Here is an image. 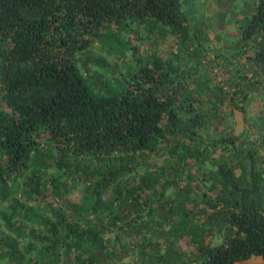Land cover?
Returning <instances> with one entry per match:
<instances>
[{
  "label": "trees",
  "instance_id": "trees-1",
  "mask_svg": "<svg viewBox=\"0 0 264 264\" xmlns=\"http://www.w3.org/2000/svg\"><path fill=\"white\" fill-rule=\"evenodd\" d=\"M181 2L0 0V200L19 192L25 201L9 202L8 213L0 214L11 236H0V264H122L136 256V264H173L178 242L203 256L197 264H264V158L251 146L238 150L243 143L236 146L228 132L201 138L205 113L193 107L189 91H180L183 76L177 79L158 56H135V46L111 45L117 42L112 27L147 21L183 43L193 29ZM249 9L239 39L249 50L246 63L264 71V0ZM95 39L124 64L118 76L83 75L76 55ZM46 140L71 161L45 164L37 156ZM157 148L204 168L193 198L203 207L196 221L188 218L193 204L165 195L180 168L170 180L167 167L133 170L136 155ZM81 158L103 166L76 164L90 181L83 207L69 204L49 220L36 215L33 204L49 192L62 197L66 189L35 174L33 165L71 169ZM157 199L164 202L161 214L151 204ZM12 218L39 228L25 231L9 224ZM161 219L170 229L162 244ZM222 231L217 244L205 242ZM15 238L27 242L18 247ZM251 256L260 261L247 262Z\"/></svg>",
  "mask_w": 264,
  "mask_h": 264
},
{
  "label": "rangeland",
  "instance_id": "rangeland-1",
  "mask_svg": "<svg viewBox=\"0 0 264 264\" xmlns=\"http://www.w3.org/2000/svg\"><path fill=\"white\" fill-rule=\"evenodd\" d=\"M253 3L254 0H182L181 9L187 14L189 25L193 29L192 36L183 43L179 36L169 33L161 35L154 31L153 27H149L156 25L159 29L160 25L156 22L149 24L147 21L146 26L130 23L126 29L112 27L110 33L117 41L111 42L112 46H118V42L135 46V56L149 54L158 56L169 63L177 79L183 76L180 91H189L191 97L195 98L192 102L193 107L205 113L204 123L197 129V134L201 138L214 139L228 132L236 136V146L239 142L243 143L237 148L238 150L244 152L247 146H251L256 149L257 155L264 158V71H259L258 68L246 63L244 52L249 50L239 39L241 25L244 22L243 16L249 14V8ZM79 55H76L78 66L89 80L93 79L96 73L118 76V69L124 70L122 61L115 59L116 54L109 51L103 41L95 39L87 51ZM59 154L53 148V144L46 140L41 147L40 156H36L42 158L47 165L59 158L66 163L71 161L66 156L60 157ZM80 160L77 163L72 162L71 169L52 167L42 169L34 167L36 164L33 165L32 170L35 174L46 180L53 179L55 184L61 182L66 189L62 197L49 192L43 200L33 204L31 207L36 215L49 220L52 218V213L69 204L83 207L87 196L85 186L90 181L85 180L76 164L78 166L88 164L91 169L103 168V166L92 164L86 158ZM132 167L136 172H139L140 168L167 167L166 180H170L174 170L180 168V175L167 186L165 195L168 199L172 198V203L178 201L186 205L193 204L194 210L188 218L192 221L199 218L197 211L200 213L203 207L193 198L198 196L201 188L199 180L206 174L200 164L191 161L181 162L176 157H169L162 148H157L152 153L136 155ZM261 167L264 172V161L261 162ZM47 186L52 187V184ZM14 200L21 204L25 203L23 196L16 192L15 196L0 200V214H7L8 204ZM151 204L157 208L159 214L162 213L163 200L157 199ZM195 205L197 207H194ZM137 208H141V204L134 207L133 211ZM92 220L96 221L98 217L93 216ZM160 222L157 230L163 233L162 244L166 240L164 233L170 232V229L162 219ZM9 224L22 226L25 231L29 228H39L35 224L22 222L17 218H12ZM223 234L224 231L216 233L207 237L205 242L215 245L221 241ZM0 236L11 239L1 220ZM15 239L18 247L27 242L25 239ZM31 244L34 247L39 246L34 242ZM178 246L180 249L173 264L189 262L197 264L203 258L195 254L194 247L189 244L178 242ZM136 258L127 257L122 264L134 262L136 264L138 262Z\"/></svg>",
  "mask_w": 264,
  "mask_h": 264
},
{
  "label": "crops",
  "instance_id": "crops-1",
  "mask_svg": "<svg viewBox=\"0 0 264 264\" xmlns=\"http://www.w3.org/2000/svg\"><path fill=\"white\" fill-rule=\"evenodd\" d=\"M246 261L247 262L252 261V263H255V262H259L260 261V258L257 257V256H252V258H250V259L248 258Z\"/></svg>",
  "mask_w": 264,
  "mask_h": 264
}]
</instances>
